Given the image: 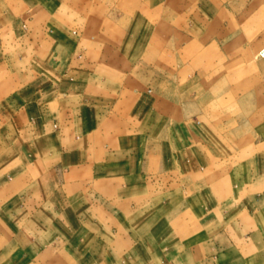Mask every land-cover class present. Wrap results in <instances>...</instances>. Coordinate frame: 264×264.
Masks as SVG:
<instances>
[{
    "label": "crops",
    "instance_id": "obj_1",
    "mask_svg": "<svg viewBox=\"0 0 264 264\" xmlns=\"http://www.w3.org/2000/svg\"><path fill=\"white\" fill-rule=\"evenodd\" d=\"M257 2L0 0V264H264Z\"/></svg>",
    "mask_w": 264,
    "mask_h": 264
},
{
    "label": "rangeland",
    "instance_id": "obj_2",
    "mask_svg": "<svg viewBox=\"0 0 264 264\" xmlns=\"http://www.w3.org/2000/svg\"><path fill=\"white\" fill-rule=\"evenodd\" d=\"M252 5V3H250ZM258 5L256 10L253 9H244L242 11H239L238 14L242 21H244L243 30H244V55L245 57L249 54L248 51L252 50V45H258L254 48V52H258V49H264V9L262 8V4L258 3L255 4ZM184 13H187L186 10L183 11ZM182 11L179 12V19L180 21H183L182 18ZM181 16V17H180ZM234 28V27H233ZM242 28V27H239ZM231 31L230 26L228 27L227 33L230 34ZM255 35L254 41H252V36ZM235 48V45H234ZM235 92V91H234ZM259 98L261 102H264V89L262 87L259 89ZM257 94V96H258ZM241 96V93H240ZM243 97L244 100L251 101L252 97V91L251 90H244L243 91ZM260 115L261 117L264 116V105H260Z\"/></svg>",
    "mask_w": 264,
    "mask_h": 264
}]
</instances>
